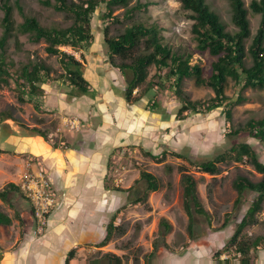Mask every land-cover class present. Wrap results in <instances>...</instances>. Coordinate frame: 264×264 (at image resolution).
<instances>
[{"label":"rangeland","instance_id":"374dc122","mask_svg":"<svg viewBox=\"0 0 264 264\" xmlns=\"http://www.w3.org/2000/svg\"><path fill=\"white\" fill-rule=\"evenodd\" d=\"M13 1L15 0H10V3L13 4ZM40 1L42 0H19L24 14L35 17L45 27L64 28L70 25L71 20L66 15L43 6ZM250 1L244 0L251 27V38L247 41L246 47L251 43L259 24V16L253 14L248 8ZM138 2L148 8L130 14H126L125 8H119L114 12V16H120L121 23L109 25L110 36L122 33L126 27L134 23L143 22L147 25L157 23L161 27L165 43L172 51L189 56L191 65L197 64L204 70H209L215 58L207 52L200 53L196 50V43L190 32L192 21L188 19L178 2L175 0H130L128 8L135 6ZM206 3L219 16L227 31L235 30L231 23V8L228 0H206ZM104 11L105 9L101 7L94 15L92 20L94 43L89 51L83 52L82 58L81 52L62 49L82 63L84 76L94 90L92 94L94 97L79 96L73 86L58 79L63 74L58 57L49 56L45 52L46 44L43 41L32 44L26 35L19 34L17 31L9 40L7 61L13 62L14 69L29 62L40 61L45 62L52 69V78L58 80L55 81L57 84L52 83L48 87L59 94L62 105L51 98L49 107L44 108L43 100H36L41 103L38 109L35 107L37 102L19 103L18 94L12 87L0 88V114L5 112L4 121L0 123V190L8 183L18 182V177L29 160L36 163L48 176L40 149V145L43 146L44 143L40 141L38 144V141H34L36 137H39L31 133V129L38 128L44 131L50 146L55 144L63 148V141L66 142L68 138L69 145L77 149V143L84 141L82 130L86 129L85 124L90 121L94 128H97L100 119L97 114L91 115V120L78 115L70 116L67 106L75 99L96 102L98 98L99 101H104V105H101L104 118L117 124L119 131L128 136L125 137L127 139L123 141L124 144L121 147L113 149L107 155L106 160L107 164L112 157L113 184L123 190L122 193H115L119 197L118 204L115 205L108 222L116 216L114 224L120 226L124 234L115 235L104 249L90 250L88 253L90 247H87L71 264H80L82 260H85L84 264H101L102 256L107 252L119 256L123 264H136L134 257L139 260L138 264H146L147 261L154 264L163 255L159 261L160 264H227L226 261L236 264L238 258L233 255L229 240L256 194L248 193L242 205L234 208L237 193L233 188V181L238 176H242L252 182H259L262 175L244 162L221 163L218 165L219 173L213 176L199 172L191 166L193 161L211 160L233 144V140L225 136L226 126L222 109H216L205 115L187 111L183 113L185 119L178 120L177 113L181 104L170 92L151 90L134 106L126 104L124 98L116 94L115 90H123L126 85L120 72L108 62L107 50L103 43V29L107 25L102 21ZM2 17L3 13L0 10V36L3 30ZM13 18L16 25L22 23V16L16 9H14ZM248 65H250L249 59ZM154 74L155 68L152 67L149 69L147 81H150ZM239 88L229 81L226 94L234 98ZM182 89L192 101H203L213 97L210 88L196 87L193 80H184ZM244 95L252 98V101L234 108L233 129L250 119L264 117V91L247 89ZM155 97L160 114H151L145 110ZM92 113L94 112L91 111ZM73 118L80 122L78 131L71 130L66 125ZM105 123L106 126L109 125ZM248 143L256 150L259 159L264 162L263 144L251 139ZM22 144H26L27 150L33 148L34 150L30 151L33 155H29L28 151V154L22 152ZM84 144H87V141ZM163 151L176 152L182 157L175 158L170 155L158 163L146 156V152L158 155ZM48 163L51 164V161ZM167 166L172 168L171 173L166 171ZM180 166H185L195 179L197 195L206 212L204 216L193 214L192 232L188 229L189 217L183 208V187L178 171ZM141 170L156 176L161 183V188L149 194L145 203L129 204V192L125 190L134 185ZM51 191L55 201L61 203L62 192L55 190L52 184ZM11 198V206L0 201V212L12 219L11 226H0V262L6 253L17 249L26 236L39 235L38 224L30 205L20 197L12 196ZM16 215L18 217H15ZM256 219V225L246 227L243 233L252 239L264 238V203ZM161 220H165L169 225L166 233L160 225ZM45 228L46 226L44 230ZM222 250L223 253L218 259L221 262L214 261L213 256ZM250 255L256 260L255 264H264V249L252 251ZM56 262L57 260H54V263Z\"/></svg>","mask_w":264,"mask_h":264},{"label":"trees","instance_id":"16d2710c","mask_svg":"<svg viewBox=\"0 0 264 264\" xmlns=\"http://www.w3.org/2000/svg\"><path fill=\"white\" fill-rule=\"evenodd\" d=\"M130 0H42L40 3L52 8L57 13L66 15L71 23L67 27H45L33 16H27L19 0L10 3V0H0V10L3 13L1 20L2 34L0 36V88L12 87L17 92L19 103H36V100L45 99L43 86L60 79L73 86L79 96H92L94 90L83 73L82 63L73 55L62 49H71L73 52H87L94 43L92 20L97 11L103 7V43L107 50V58L110 66L117 69L125 80V89L115 90L121 95L126 104L134 106L146 95L154 90L155 92H170L179 100L181 108L178 110L177 119L184 120V112L190 111L195 114H208L216 109H222L225 121V136L233 140V144L224 152L217 154L208 161H193L191 166L199 172L216 175L219 173L218 165L226 162L246 163L262 175L259 182H252L246 177L238 176L233 181V188L237 193L234 201V208L242 205L248 193H255L256 196L250 203L245 215L237 224L233 235L229 240L233 255L238 258L236 264H255L256 260L251 258V252L264 249V238H250L243 231L248 226L256 225V215L262 211L264 203V162L259 159L256 150L248 143L249 139L258 141L264 146V117L250 119L238 128L233 129V110L236 106L252 101L244 95V91H264V0H251L249 10L259 16V24L251 43L246 47L247 41L251 38V27L248 19V10L244 0H228L231 8V23L234 31H227L219 16L213 12L206 0H175L180 4L183 12L192 21L191 35L196 43V50L200 53L207 52L215 60L211 62L209 70L206 71L199 65H191L190 57L179 52H174L165 43L161 34L159 24L147 25L143 22L134 23L115 36L109 35V25L120 24V16H114L119 8H125L126 14H130L148 6L139 2L128 8ZM14 9L22 16V23L16 25L13 13ZM26 35L32 44L43 41L46 44L45 52L49 56L58 57L59 64L63 70L58 79L51 76L52 69L45 62H29L14 69V64L7 61V46L14 32ZM248 59L250 65H248ZM154 67L155 74L147 81L149 69ZM193 80L196 87H208L213 92V97L203 101H192L183 91V81ZM229 81L236 87V97L231 98L226 94ZM40 102L35 104L39 109ZM43 106V105H42ZM151 114H160L158 111L156 97L153 98L146 109ZM4 113L0 114V123L4 121ZM9 117V116H8ZM35 136L41 137L47 142V134L38 128L30 130ZM57 149V145H52ZM181 158L176 152L163 151L158 155L146 152L158 163L166 156ZM112 157L106 164L104 177V189L113 193H122L123 190L114 186ZM166 171L172 172L170 166ZM178 171L181 175L183 187V208L189 217L188 229L192 232L193 214L206 215L205 210L199 201L196 181L185 166H180ZM161 188L159 179L141 170L134 185L125 190L129 192L128 203L137 205L145 203L151 193ZM131 195V196H130ZM12 196L20 197L24 202L29 203L19 187L14 183L6 184L0 190V201L11 206ZM133 196V198H132ZM31 208V205H30ZM32 211V208H31ZM33 213V212H32ZM15 217H18L17 215ZM113 216L105 226L104 238L95 244L99 249L108 245L112 238L122 236L124 230L115 225ZM22 219V218H20ZM23 221V219L21 220ZM12 219L0 212V226H11ZM161 227L166 233L169 225L161 220ZM227 251V250H225ZM222 251L217 252L213 259L219 261ZM76 252L70 250L65 258L64 264L74 259ZM101 264H123V260L110 252L103 254ZM134 262L139 260L134 257ZM225 262V261H224ZM225 263L231 264L226 261ZM146 264H151L146 262ZM234 264V263H233Z\"/></svg>","mask_w":264,"mask_h":264},{"label":"crops","instance_id":"0c3cea01","mask_svg":"<svg viewBox=\"0 0 264 264\" xmlns=\"http://www.w3.org/2000/svg\"><path fill=\"white\" fill-rule=\"evenodd\" d=\"M43 90L46 94L43 100L44 108L49 107L51 98L62 105L59 94L48 85L43 86ZM97 99L96 102L75 99L67 106L70 116L78 115L91 120V115L97 114L100 119L97 128H94L90 121L85 124L87 127L82 130L84 141L77 143V149L69 145L68 138L66 142L63 141L64 147L57 149H53L39 136L34 140L38 141V144L40 141L44 143L43 146L40 145L42 158L52 186L55 190L62 192L61 203H56L43 234L26 236L17 249L5 254L1 262L5 264H64L67 253L74 249L76 255L69 262L71 264L87 247L91 248L87 251L88 253L90 250H98L94 246L104 238L105 226L119 199L117 194L104 189L107 155L113 149L121 147L124 144L123 141L127 139L125 137L128 136L119 131L117 124L104 118L101 110L104 101ZM91 111L94 113L91 114ZM105 122L109 125L106 126ZM110 131L112 133H108ZM86 141L87 144H84ZM25 145L21 146L22 152L33 155L30 151L34 149L27 150ZM49 161L51 164L48 163ZM81 180L82 182H79ZM163 256H160L154 264H160L159 261ZM54 260L57 262L54 263ZM84 263L85 260L80 262V264Z\"/></svg>","mask_w":264,"mask_h":264},{"label":"built area","instance_id":"2783aa9c","mask_svg":"<svg viewBox=\"0 0 264 264\" xmlns=\"http://www.w3.org/2000/svg\"><path fill=\"white\" fill-rule=\"evenodd\" d=\"M66 125L71 130L80 129V122L76 118L69 120ZM51 184L46 173L30 160L26 162L16 183L31 205L33 216L38 224L37 233L39 235L43 234L44 227L57 203L51 191Z\"/></svg>","mask_w":264,"mask_h":264}]
</instances>
